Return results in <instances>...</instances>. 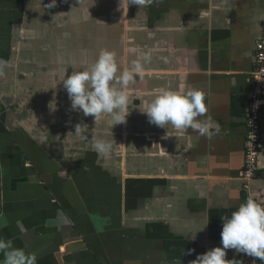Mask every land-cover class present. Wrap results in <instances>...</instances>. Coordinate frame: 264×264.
Returning a JSON list of instances; mask_svg holds the SVG:
<instances>
[{
    "label": "crops",
    "instance_id": "0c3cea01",
    "mask_svg": "<svg viewBox=\"0 0 264 264\" xmlns=\"http://www.w3.org/2000/svg\"><path fill=\"white\" fill-rule=\"evenodd\" d=\"M49 3L0 0V238L36 264H191L221 246L222 217L248 196L246 119L264 0ZM103 49L121 71L151 53L127 89V122L115 126L109 114L95 122L74 111L63 86ZM161 88L202 90L220 134L209 141L150 124L144 111ZM261 129L264 137V103ZM93 137L114 151L98 157ZM250 191L264 203V147ZM226 258L250 264L235 250Z\"/></svg>",
    "mask_w": 264,
    "mask_h": 264
},
{
    "label": "clouds",
    "instance_id": "9594fccd",
    "mask_svg": "<svg viewBox=\"0 0 264 264\" xmlns=\"http://www.w3.org/2000/svg\"><path fill=\"white\" fill-rule=\"evenodd\" d=\"M151 2L152 0H131V4L139 8L146 7ZM56 6L57 0H50L47 5L48 8ZM150 61L151 53H144L142 59L133 60L130 68L121 71L115 53L107 49L101 50L90 70L73 71L63 80L72 109L82 111L84 116H93L95 122L106 113L111 116L114 126L126 123L130 114L127 89L130 83L135 82L136 77L144 74V65ZM208 111L206 96L202 90L190 89L181 93L161 88L144 113L150 124L164 128L171 124L177 130L190 128L211 141L220 134L221 127L207 115ZM75 133L80 134L83 140H88L81 133L79 124ZM92 141L98 157L114 151L115 145L112 142L97 140L95 137ZM222 220L221 246L197 255L191 264H243L242 260L226 258L230 249L235 250L236 254L242 253L264 261V203L249 196L230 216H223ZM196 234L191 236L193 240ZM193 252L195 249L189 250L188 254ZM0 253L3 254L0 264H36L37 261L34 253H27L24 249L15 247L12 240L3 238H0Z\"/></svg>",
    "mask_w": 264,
    "mask_h": 264
},
{
    "label": "built area",
    "instance_id": "2783aa9c",
    "mask_svg": "<svg viewBox=\"0 0 264 264\" xmlns=\"http://www.w3.org/2000/svg\"><path fill=\"white\" fill-rule=\"evenodd\" d=\"M256 67L251 73V99L248 105L246 119V154L245 166L242 171V177L246 181V190L248 196L257 198L250 191V182L258 174L259 155L264 147V137L261 129V106L264 103V21L263 29L256 43ZM258 258L250 257V264H256Z\"/></svg>",
    "mask_w": 264,
    "mask_h": 264
}]
</instances>
